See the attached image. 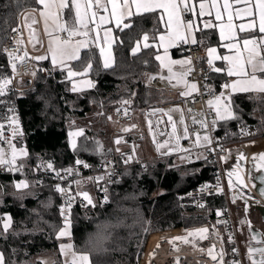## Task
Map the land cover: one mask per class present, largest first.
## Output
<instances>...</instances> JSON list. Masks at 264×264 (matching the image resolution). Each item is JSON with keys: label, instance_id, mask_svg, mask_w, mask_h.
Masks as SVG:
<instances>
[{"label": "trees", "instance_id": "obj_1", "mask_svg": "<svg viewBox=\"0 0 264 264\" xmlns=\"http://www.w3.org/2000/svg\"><path fill=\"white\" fill-rule=\"evenodd\" d=\"M36 5V0H0V71L8 66L2 52L7 34L15 26L20 12ZM132 23V28L116 32L115 64L112 68L105 69L100 65L94 48L84 50L81 60L72 63L74 70L82 71L88 58H92L93 69L88 75L94 79L95 86L91 89L73 92L63 70L52 67L46 61L39 63L31 86L17 98L25 129L22 144L29 153L26 167L22 173L16 174L17 177L24 175L32 181L35 175L38 176L34 169L39 158H49L55 166L71 163L73 154L67 142L70 114L83 116L95 108L106 111L120 105L135 112L150 105L163 106L167 103L168 97L163 90L143 80L144 74H154L158 70L154 49H142L135 56L130 53L133 42L143 32L151 35L154 29L162 31L157 14L133 17ZM42 68L46 71L43 72ZM220 83L215 81V87H219ZM249 95H233L234 110L239 119L218 123L216 134L226 130L235 138L239 124L259 119L253 112L255 99H249ZM123 100L130 103L122 104ZM261 117L264 120V116ZM258 136L264 134L257 133ZM106 147L107 144L102 151L78 150V153L94 162ZM180 162L168 158L151 162L145 168L131 167L123 172L120 181L109 188V199L103 207L82 209L73 206L70 238L76 250L89 253L92 264H137L140 254L138 264H144L145 253L160 236L182 232L179 227L182 225L215 221L216 212L224 203L222 196L206 200L210 201L205 206L207 214H193L197 207L184 196L197 184L211 181L215 165L203 155L189 164ZM11 179L13 176L9 171L0 167V183L5 186L6 193L0 200V214L9 213L12 217L9 231L0 233V251L4 254L5 264H26L33 256L57 249L59 239L56 234L63 223L60 215L62 205L58 194L45 185L21 194L23 198L18 199L21 195L8 193ZM98 235L107 239L93 246L90 241ZM36 264H40L38 259Z\"/></svg>", "mask_w": 264, "mask_h": 264}, {"label": "snow or ice", "instance_id": "obj_2", "mask_svg": "<svg viewBox=\"0 0 264 264\" xmlns=\"http://www.w3.org/2000/svg\"><path fill=\"white\" fill-rule=\"evenodd\" d=\"M198 2V16L203 18L205 16L213 17L214 19L202 20L201 23L203 27L197 24L196 19H184V15L191 13L193 17L197 15V4L193 0H36V3L42 6L39 9V14L45 19V31L51 37L52 33L48 32V19H52L56 24V30L61 33H66L68 39H61L59 36L51 38L48 43V53L51 55V60L53 65L59 64L62 69L67 70L66 79L72 83L71 91L78 92L82 91L81 87H78V83H84L88 87H94L95 85L91 80L76 81L74 77H87L88 74L93 69L92 58H88V62L84 65L82 71L74 70L69 61H80L81 60V50L89 46L90 40L99 47L100 57L102 60L103 68L109 69L114 66V57L111 52L112 44V29L107 28L104 31L103 40L108 46V49L100 47L99 44V32L97 29L101 28L102 25L115 22L116 28L123 31L124 29H129L133 27L132 18L137 16H144L145 14H158L157 22L164 25V30L154 29L153 34L148 32H143L140 39L135 41V46L131 49L132 55L135 56L141 48L149 49L154 48L157 50L155 55V60L159 62V68L161 71L160 79L167 80L169 84L175 88L183 85L184 91L180 92L181 97H189L193 92H198V86L194 82H190L187 77L194 71L193 58L188 56L182 60H174L169 54V49L176 47L180 43L184 44H203V40H198L196 37L197 32H203L205 29H219V36L221 41H228V43L223 44V47L229 50H235L232 55H217V49L215 47H207V64L209 69L214 72H225L228 77H236V79L231 82H226L222 85L225 91L220 92L215 95L212 99L206 101L207 106L215 112V118L212 120V125L215 127L218 121H229L238 120L239 117L236 114L233 95L236 93L251 94L249 99H259L264 102V0H197ZM237 5H242V7H237ZM110 6V7H109ZM67 10L69 14L72 15L71 26L69 27V21L64 19L63 23H60L62 14ZM159 10H162L159 11ZM214 10V13H213ZM37 11V9H33ZM103 11L107 15H100ZM165 14L167 19L165 20ZM226 15V20H225ZM249 18L247 23H241L236 25L233 21L234 19L244 20ZM128 21V22H125ZM35 22V21H33ZM219 22V23H216ZM237 29L240 33H259L256 35L238 36ZM13 31H18L14 28ZM96 32L95 37L91 34ZM75 37H84L85 39H74ZM151 40V43L149 42ZM16 43L19 45L21 41L17 40ZM163 49V54H159V50ZM9 58V64L12 68L13 73L17 71V64L15 61L23 63L27 57V52L23 56H14L12 52H9L7 48L3 49ZM36 60L48 59V56H37L34 57ZM198 59H203L202 57ZM215 60H223L227 63L226 68L215 67ZM147 63V61H144ZM177 66L178 70H177ZM167 70V76L163 75V71ZM31 75L35 76V72ZM156 79V76H150L149 81ZM175 81V83H173ZM12 84L11 77H0V97H4L10 91L9 86ZM211 91V89H209ZM0 103L4 101L0 100ZM122 104H129L130 101L123 100ZM120 111L119 109L117 110ZM163 111V110H156ZM170 111L181 112L180 124L184 125V136L188 137V127L184 124L183 110L176 108ZM189 112L191 109L188 110ZM8 113L11 115H5L0 117V119L7 122V124L0 122V144H7L10 149V155L6 153L3 147H0V167L5 168L9 172H22L26 167V161L29 156L28 151L24 147L17 148L16 143L13 140L23 137V131L20 128L19 117L15 114V108L9 107L7 109ZM166 115L168 113H165ZM111 119V117H109ZM168 122L172 125V131L169 133V140L175 139V147L169 149L168 152L162 153L163 155H169L172 151L189 152L190 149L181 148L179 140L181 137L177 135L176 123L172 120L171 115H169ZM193 123H199L202 128H207L208 124L206 120L197 121L193 117ZM10 129V136L5 137V128ZM132 127H135L133 125ZM130 129L125 128L123 131H129ZM149 132L152 133V122L149 121ZM244 135L249 133L242 129ZM161 132V135H164ZM83 135V129H78L75 131H70L69 136V147L73 152L78 150L87 151V147L84 145H78L76 137ZM169 140L159 143L156 141L155 136H153V142L156 144L157 151L160 152L161 149L168 148ZM201 140L205 142L206 145H211L212 141L208 135L201 137L198 133L196 134L195 144L197 146L201 145ZM122 142L121 138H117L114 143L119 145ZM103 146L96 142V150L102 151ZM223 151V149H221ZM117 152H120V148H116ZM135 149H133V153ZM230 154V153H229ZM124 156V153H121ZM207 157H205L206 159ZM181 159H187V157H181ZM246 157L241 153L237 157V163L231 171L227 173L229 177V188L234 187L232 177L236 176V183L241 186L246 187L243 180L242 169L240 161L245 160ZM253 161L259 160L264 162V152L259 153L258 156L252 157ZM133 160V156H128L124 163L128 164ZM221 160L227 162V157H221ZM76 164H83L85 168L89 167L88 164L77 159ZM47 170H51L55 173V178L61 180L65 179V176L61 175L63 171L67 175L73 174V169H62L57 170L54 168L51 162H47ZM106 166V165H105ZM38 168L41 165L37 166ZM257 170L264 168V163L256 165ZM113 173L107 172L106 176L110 180ZM105 176L89 177L88 180L94 183H99L105 180ZM264 182V177L260 178ZM36 183H40L37 181ZM77 185H80L82 181H75ZM31 187L27 180H19L14 183V188L18 193H22L23 190ZM205 185L204 188H208ZM204 188L201 190L203 191ZM217 190L222 191V189L217 185ZM55 191L66 195L65 203L60 207V215L63 218V226L57 231L56 238L71 236V208L76 196H82L88 204L95 207L92 197L87 191H77L75 195L71 194V185L68 189L61 187L60 184L55 185ZM105 193L104 202H108L107 188L103 189ZM260 195L264 196V187L259 189ZM18 199H22L23 195L18 196ZM251 199V197H249ZM235 202V198L233 200ZM203 207V205H200ZM247 211V208L245 209ZM217 215H221L217 212ZM0 222H2L3 233H7L12 226V217L7 215L5 217H0ZM224 223H227L226 221ZM245 223V221H241ZM249 231L251 232V222L248 221ZM147 231V229H145ZM208 228H199L194 231L187 233V236L175 237L170 243L175 241H182L183 243H190L189 237L199 236L200 239H207ZM260 234L252 233V238L256 239ZM107 237L98 235L94 240L90 241L93 246H98L102 244ZM231 240V236L229 237ZM159 247V245H158ZM215 245L208 249V255L213 261L217 260V255L213 254ZM71 253V258L65 260L64 264H92L90 260L89 253L78 252L74 249V246L69 244H61L60 252L62 255H67L65 250ZM179 251L178 248H175ZM203 251V249H201ZM233 251H236L233 249ZM248 257L252 261V264H264V247L248 248ZM258 254V259H254L253 255ZM223 250L219 253L220 264H223ZM0 264H5L4 254L0 252ZM176 264H179V258H177Z\"/></svg>", "mask_w": 264, "mask_h": 264}, {"label": "built area", "instance_id": "obj_3", "mask_svg": "<svg viewBox=\"0 0 264 264\" xmlns=\"http://www.w3.org/2000/svg\"><path fill=\"white\" fill-rule=\"evenodd\" d=\"M24 11H26V9L20 12V14L17 16L15 26L9 31L2 44V52L8 60V66L0 71V77H11L12 84L9 86L10 91L8 94L4 97H0V100L4 101V103H0V117L11 115V113L7 112V109L9 107H14L15 114L19 117L20 128L23 131V137L13 140V143L18 141L23 142L25 138V129L20 117L17 98L22 91L31 86L33 81V75H31V73L35 72L38 68L31 58L35 52L31 49L28 42L26 27L22 19ZM188 14L184 15V19L188 18ZM14 28L18 29V31L14 32ZM63 38L68 39V36L65 35ZM17 40L21 41L19 45L16 43ZM5 48H7L9 52H12L14 56H23L24 53L27 52V57L23 63L15 61L17 62L16 73H13L9 64V58L3 51ZM176 48L180 52L188 53L193 58L194 71L187 77V79H194L200 84L205 82L211 70L207 64V57L204 55L201 47L180 43L176 46ZM200 57L203 59H198ZM198 89L199 91L195 92L187 102L185 117L187 119L201 117V120L207 121L208 127L205 129V131L212 141L211 145L204 144L198 147H184V138L179 129L176 118L167 110H165L163 106L150 105L145 107L143 111L147 136L153 148V154L152 156L147 157L141 156L140 150L143 149L145 131L139 120H136L135 113H133V111L126 106L120 105L112 110V128L109 132L108 143L104 153L96 158L94 162H92L81 157L78 152H73L69 147L71 153L73 154V158L71 163L65 166H55L54 162L49 158H39L35 164V172L38 173V178L42 182L40 186H49L55 191L56 184H60L61 187L65 189H68L69 185H71L72 195H75L77 191H87L92 197L95 207L88 204L82 196H76L72 207L77 205L82 209H95L98 207H103L106 203L104 202L105 193L103 189L107 188V196L109 199V188L122 179L123 172L125 170L134 166L145 168L149 163L154 161L166 160L168 158H181L182 156L187 157V159L182 160L183 163H190V161L195 159L199 153H202L204 157H207L206 159L208 161L215 165V169L212 173V180L197 184L196 186L190 188L184 196L189 198L195 207L204 205L206 200L210 197L222 196L224 203L220 207L221 221H204L191 226H179L183 229L184 233L186 234L185 236H187L188 232L199 228L209 229L207 233L208 238L200 239L199 243L195 244L191 239H189L191 242L187 244L180 241V250L183 252L180 254L182 263L179 262V264H220L219 253L221 250H223L224 253L223 264H252V261L248 257V248L264 247V230H262L249 217V214L252 211L264 208V196L260 195L257 181L255 179L256 173L259 170H264V168L257 170L256 165L264 162L256 160V163L253 161L252 164H248L249 160H252L253 156H247L246 158L248 160H242L246 163V165L242 166L240 162L243 180L246 187L236 183V176L234 175L232 177L234 187L231 189L229 188V177L227 173L231 171L236 165L237 159L230 157L228 161L225 162L221 160V157H228L230 145H233L237 148L235 151H239L241 147H239V145L242 143V140L239 138H237L239 141L228 138V132L226 130H222L219 134H216L215 129L211 124V120L214 118V111L207 106L206 101L212 99L215 95H218L220 92H222V87H205L203 85H199ZM209 89H211V91H209ZM118 109L120 110L119 112L117 111ZM189 109H191L190 112L188 111ZM165 113L168 114L166 115ZM169 115H171L172 120L176 123L177 135L181 137L179 140L181 148L190 149L189 152L172 151L169 155H163L162 153L168 152L169 149L175 147L176 141L173 147L161 149L160 152L157 151L156 144L153 142V136H155L156 141L159 143L169 140L168 134L172 131V125L168 122ZM149 121L152 122V133L149 132ZM0 122L7 124V122L2 119H0ZM133 125H135V127H132ZM125 128L130 130L123 131ZM188 128L191 133L196 132L199 129L198 124H194L193 122L189 123ZM245 131L249 133L245 138H257V133L253 123L246 124ZM161 132H164L165 134L161 135ZM4 134L6 138L10 136V129L6 127ZM78 138L79 137H76L77 142ZM117 138L122 139V142L119 145L114 143ZM4 145H6V143ZM117 147L120 148V152L116 151ZM133 149H135L134 153ZM221 149H223V151ZM121 153H124V156H121ZM130 155L133 156V160L128 164H125L124 160ZM77 159L88 164L89 167L85 168L83 164L77 165ZM47 162H51L54 168L57 170L72 168L74 170L73 174L67 175L62 171L61 175L65 176V179L61 180L59 178H55V173L51 170H47L46 167L43 166L46 165ZM38 165H41V167L38 168ZM107 172L113 173L110 180L106 176ZM101 175H104L106 178L105 180L100 181L98 184L88 180L89 177ZM77 180L82 181V183L77 185L75 183ZM205 185H208L209 187L204 188ZM217 185H219L222 191L217 190ZM202 188H204L203 191L201 190ZM55 192L60 198L61 205H64L66 195H63L57 191ZM249 197H251V199ZM234 198L235 202H233ZM232 205H237V209L240 205V210L243 212V215L240 216V218H237L236 212H238V210L235 211L236 208L233 210ZM246 208L247 211H245ZM225 221L227 223H224ZM241 221H245V223H241ZM248 221L251 222V232L249 231ZM244 226L248 231L246 239H243L242 228ZM252 233H259L260 235L256 239H253ZM230 236L231 240H229ZM213 245H215L213 254L217 255L216 261H213L208 255V249ZM201 249H203V251H201ZM233 249L236 251H233ZM172 258L177 260L179 257L178 255H174ZM253 258L258 259V254H254Z\"/></svg>", "mask_w": 264, "mask_h": 264}, {"label": "crops", "instance_id": "obj_4", "mask_svg": "<svg viewBox=\"0 0 264 264\" xmlns=\"http://www.w3.org/2000/svg\"><path fill=\"white\" fill-rule=\"evenodd\" d=\"M193 2L197 4V15L195 17H193L192 14L189 13L187 19L195 18L197 24H199L200 27H203V24L201 23L202 20L214 19V15H213V17H208V16H205L203 18L199 17L198 16V2H197V0H193ZM41 7L42 6L37 4L36 7L26 8V11L23 12V16H22L23 23H24V25L26 27V31H27V35H28L29 45H30L31 49L35 52V54L31 58H32L33 62L38 66L36 71L40 67L39 63L43 62V61H46V62H49V64L52 67L58 68L60 70H63L64 73H65V76L67 77V70L66 69H62L59 64L53 65L52 60H51V55L48 53L49 40L51 38L56 37V36H59L63 40L64 39L63 36H65V35L67 36V34L58 32L56 30V24L53 22L52 19H48V21H47L48 32H51L52 36L50 37L46 33V31H45V19L43 17H41L40 14H39V9ZM237 7H242V5H237ZM33 9H37V11H33ZM159 11L162 12V10H159ZM213 13H214V10H213ZM100 15H107V13H104L103 11H101ZM226 18L227 17L225 15V20H226ZM64 19H67L69 21V27H70L71 26V21H72V15L69 14L67 12V10H65L64 13L62 14V18L60 20V23H63ZM166 19H167V16L165 14V20ZM248 19L249 18H245L244 20L234 19L233 22L236 25H239L241 23H247ZM33 21H35V22H33ZM125 22H128V21H125ZM216 23H219V22H216ZM160 24H161L162 31H163L164 30V25L162 23H160ZM107 28H111L112 29V33H111V35H112L111 52H112V56L114 57V61H115L114 44L116 43V40H117L116 32L120 31V29L116 28L115 22L112 21L111 23L102 25L101 28L96 30V31L99 32V37H100L99 44H100V47H104L106 49V51L108 49V46L104 43L103 36H104V31ZM95 35H96V32H93L91 34L92 37H95ZM141 35H140V37L138 39L141 38ZM237 35L238 36L256 35L258 37L260 34L258 32L257 33H240L238 31V29H237ZM196 37H197L198 40H203L204 41L203 44H196L195 46H200L202 51L204 52V55L206 57H207V55H206V51L205 50H206L207 47H215L217 49V55H220V56L234 54L235 50H229L228 48L223 47V44L228 43V41H221L220 40L219 29L218 28L205 29L203 32H197L196 33ZM74 39H85V38L84 37H75ZM135 41L133 42V44L131 46V49L135 46ZM149 42L151 43V40ZM191 45H193V44H191ZM90 48H94L97 51L100 65L103 67L102 60H101V57H100L99 47H97L96 44L94 42H92L91 40H90L89 46L87 48H84V49L81 50L80 55H82V52L84 50H87V49H90ZM131 49H130V53L132 54ZM142 49L143 48H141V50ZM154 51H155V54H154V57H155V55L157 54V50L154 49ZM159 54H163V49L159 50ZM169 54L171 55V58L174 59V60H182V59L190 56L188 53H183V52L180 53L176 49V47L170 48L169 49ZM45 55L48 56V59H45V60H36V59H34V57L45 56ZM73 62H75V61H69L68 62L72 68H73V66H72ZM157 63H158V70L154 74H149V73L144 74V76H143L144 82L146 84H148V85H152V86H154L156 88H159V89H161V90H163L165 92V94L168 97V101L164 105L165 107L168 106L169 108H171L170 110H172L174 108L176 109L177 105L182 103L183 108L186 109L188 100L190 99V97L195 92H193L192 95L189 96V97H181L180 96V92L185 90L183 85H180L178 87L173 88L166 79L165 80H161L159 78L160 74H161V71H160V68H159V62L157 61ZM214 65H215V67H221V68H226L227 67V63L225 61H223V60H215L214 61ZM178 67L179 66H177V70H178ZM42 71L45 72L46 71L45 68H42ZM162 74L167 76V70L165 69ZM150 76H156V79H153V80L149 81V77ZM73 79L78 81V82L79 81H84V80H91L93 82V84L95 85L94 79H92L89 75L87 77H74ZM234 79H236V77H228L227 74H226V71L225 72H219V73L211 71L209 73V75L207 76L206 81L201 83V84L198 83L197 81H195L194 79L189 80V81L196 83L197 86L203 85L205 87H214L215 86V81H221L220 86L222 87V85L224 83L231 82ZM173 83H175V81H173ZM69 85H70V88H71L72 87V83L70 81H69ZM78 87H81L83 89L82 91H85V90L93 88V87H88L84 83H78ZM223 91H225V90L223 89ZM78 92H81V91H78ZM255 102H256V105L258 107H255L253 109V112H254V115L257 113L256 117L257 118L259 117V119L257 121L250 122V123L254 124L256 133L264 134V131L258 130L260 128L259 124H262V122H264V120H261V118H262L261 116H264V102H262L259 99H255ZM174 105L176 107H174ZM168 112L172 114V112H170V111H168ZM184 112H185V110H184ZM214 118H215V112H214ZM200 120H201V117H200ZM186 121L188 122L187 125L189 127V123L193 122V118L192 119H187L186 118ZM223 122H225V121H218L217 124L218 123H223ZM217 124L215 125V127H213L214 129H216ZM245 128H246V124H244V125L243 124H239L238 125V135L235 138H236V140L242 139V143L247 144V145H243L242 146L243 148L252 149V150L258 151V152L255 153V156H258L259 153H262V152H259V148L264 147V136H262V137L258 136L257 138H254V139L245 140L243 138H245L246 135L241 134L242 133V129L245 130ZM179 129H180V131H182V134H184V129H182L181 125H180ZM204 130H203V132L207 135L206 131H204ZM262 130H264V129H262ZM198 131L199 130H197L196 132H198ZM196 132H193V133L190 132L189 136L186 139L184 138V144L185 145L195 144L196 136H193V135ZM182 136H184V135H182ZM237 138H239V139H237ZM171 140H172V143H175V139H171ZM204 144H205V142L203 141V143L201 145H204ZM251 144L256 146L255 149H253ZM170 146H168V147H170ZM233 150H235V149L231 148V150L228 152V153H230L228 156H232V154H233L232 151ZM146 153L149 154L147 151H146ZM199 154H201V155H199ZM199 154L196 156V158L198 156H202V153H199ZM175 159H178L179 161H181V163L183 162L182 159L179 158V157L175 158ZM252 163H253V159L249 160L248 164H252ZM261 177H264V170H259L256 173V175H255V178H256V181H257V185H258V190L260 188L264 187V182H262L261 179H260ZM235 208L237 210V205L235 206ZM7 215H10V214L9 213H3V214H0V217H5ZM0 230H3L2 222H0ZM69 243L72 244L70 236H66L63 239H59V243H58V246H57L56 250L47 251V252H44V253H42V254L37 256V259L40 261V264H43V263L44 264H64L65 260H68V259L71 258V253L66 249L65 252L67 253V255H62L61 252H60V245L61 244H69ZM74 249L76 250L75 247H74ZM76 251H78V250H76ZM78 252H81V251H78Z\"/></svg>", "mask_w": 264, "mask_h": 264}, {"label": "rangeland", "instance_id": "obj_5", "mask_svg": "<svg viewBox=\"0 0 264 264\" xmlns=\"http://www.w3.org/2000/svg\"><path fill=\"white\" fill-rule=\"evenodd\" d=\"M165 104H163L164 106ZM184 105V104H183ZM174 107H176L174 105ZM187 107V106H186ZM255 107H258L257 105H255ZM164 108L167 110V111H170L171 108H169L168 106H164ZM176 108H179V109H182L183 110V118H184V124L187 125V121H186V118H185V112L184 110H186L185 108H183L182 106V103L181 104H178ZM175 109V108H174ZM172 112V115L176 118V121L178 123V126L180 127V125L182 126V129H184V125L180 124V119H181V112H178V111H170ZM135 113V117H136V120H139V122L141 123L144 131H145V139L143 141V149L140 150V154L141 156H152L153 154V148L149 142V139H148V136H147V131H146V123H145V117H144V111L140 110V111H135L133 112ZM257 114V113H256ZM255 114V115H256ZM259 115V114H258ZM257 116V115H256ZM109 117H111V119H109ZM197 121H200V118H196ZM213 120V119H212ZM212 120H211V124H212ZM112 121H113V112H112V109H109V110H102V109H99V108H95L93 109L92 111H89L87 113H85L83 116H77L75 114H70L69 116V120H68V125H69V130L67 132V142L69 140V136H68V133L70 131H75V130H78V129H83L84 133L82 136H80L78 138V144L79 145H84L87 147V149L90 151L91 149H93L94 151H97L96 150V142H100L102 146H105L108 142V137H109V132L112 128ZM198 124V127H199V131L194 133L193 136H196V134L198 133L201 137H203L204 135H206L203 130L205 128H202L200 126L199 123ZM188 127V125H187ZM259 129L258 130H261V131H264L262 129H264V122H262V124H259ZM189 130V129H188ZM86 131H89L88 134H86L85 132ZM205 131V130H204ZM182 133V131H181ZM189 131H188V136H189ZM184 135V134H182ZM191 135V134H190ZM229 137H231L232 139H236L233 137V134L232 133H229L228 134ZM245 140H249V138H243ZM242 140V139H240ZM239 141V140H238ZM203 143V140H201V144ZM17 145V148H20V147H24V144H22V142H17L16 143ZM171 145V146H170ZM242 145H247V144H244V143H240L239 147ZM169 146L168 148H171L174 146V143H172V140H169ZM184 147H188V146H195V147H198L196 144H190V145H183ZM251 146L253 147V149H255V145L251 144ZM0 147H3L6 151V153H8L10 155V149L8 148V145H4V144H0ZM68 147H69V143H68ZM232 149H237L236 147H234L233 145H230L229 146V150ZM233 150V151H235ZM146 151L149 153L147 154ZM78 152V151H76ZM261 152H264V150H262ZM227 157V156H226ZM230 157H234L233 154L232 156H228L227 157V161ZM178 161V159H175ZM181 163V162H180ZM183 163V162H182ZM183 164H189V163H183ZM35 171V169H34ZM12 176H13V179H11L10 181V186H9V190H8V193H11L13 195H21V194H27V193H30L32 192L34 189H37V187H39L41 185V181L40 179L38 178L37 175L34 176V178L32 179V181H30L29 179H27L26 177H24V175H21L20 177H17L16 174H20L22 172H9ZM19 180H27L29 182V184L31 185V187H29L28 189H25L23 190L22 193H18L16 191V189L14 188V183L19 181ZM37 181H39L40 183H36ZM4 185L2 183H0V200L1 198L3 197V195H5L6 193L4 192ZM208 202L210 201H206L203 205V207H197L193 210V214H200V213H206L207 210L205 208L206 204H208ZM240 205L238 207V212H236L237 214V218H240V216L243 215V212L242 210H240ZM232 209L235 210V205H232ZM235 210V211H237ZM190 212V211H189ZM188 212V213H189ZM217 212H220V208L217 210ZM216 212V214H217ZM207 214V213H206ZM249 217L250 219L255 222L262 230H264V213H262V211L260 209H257L255 211H252L250 214H249ZM215 218L216 220L215 221H221V215H215ZM206 221H210V222H214L213 220H206ZM194 225V224H192ZM62 226H63V223H62ZM61 226V227H62ZM184 226V225H182ZM191 226V225H189ZM168 229V228H167ZM170 229V228H169ZM165 230V229H163ZM243 230V239H246L247 237V228L244 226L242 228ZM149 232H152V231H148ZM0 233L3 234V230H0ZM174 234V233H172ZM148 236V234H147ZM146 236V237H147ZM164 236V235H163ZM163 236H160L154 243V245L149 249V251H147L145 253V256L147 254V256L145 257L144 256V264H148L149 262V259L150 257L152 256L153 252H152V248L155 246L156 242L162 238H166V237H163ZM166 236V235H165ZM71 237V236H70ZM168 237V236H167ZM65 237H61L60 239H63ZM143 247H144V244H143ZM143 247H142V250H143ZM142 250H141V253H142ZM141 255L140 254V257L137 261V264L139 263L140 261V258H141ZM37 256H33L29 259L28 263L26 264H36V259H37ZM44 264V263H43Z\"/></svg>", "mask_w": 264, "mask_h": 264}, {"label": "bare ground", "instance_id": "obj_6", "mask_svg": "<svg viewBox=\"0 0 264 264\" xmlns=\"http://www.w3.org/2000/svg\"><path fill=\"white\" fill-rule=\"evenodd\" d=\"M262 150H264V147L259 148V152H261ZM232 152H233V155H234L233 158L237 159V157L241 153H243L244 156L247 157L249 155L250 156H255L254 153H256L258 151L252 150V149H245L243 147H240L239 151H232ZM257 161H254V162L256 163ZM182 232H184V231H182ZM182 232H178V233H174V234H168V235H171V236H168V237L167 236H163V237H166V238H162V239L158 240L156 242L155 246L151 249L153 254L150 257L148 264H173V263H176L177 260H174L172 258L174 255H178L179 262L182 263V261L180 259L181 258L180 254L183 251L180 250L181 249L180 241H175L174 243H170V241H172L173 238H175V237H183V236L186 235L185 233H182ZM179 233H181V234H179ZM189 239H191L196 244V243H199L200 237L199 236H194V237H189ZM158 245H159V247H158ZM175 248H178L179 251H176ZM146 256H147V254H146Z\"/></svg>", "mask_w": 264, "mask_h": 264}, {"label": "water", "instance_id": "obj_7", "mask_svg": "<svg viewBox=\"0 0 264 264\" xmlns=\"http://www.w3.org/2000/svg\"><path fill=\"white\" fill-rule=\"evenodd\" d=\"M15 63H17V62H15ZM241 162V165L242 166H244V165H246V163L244 162V161H240ZM256 179V178H255ZM261 211H262V213H264V208H262V209H260Z\"/></svg>", "mask_w": 264, "mask_h": 264}]
</instances>
